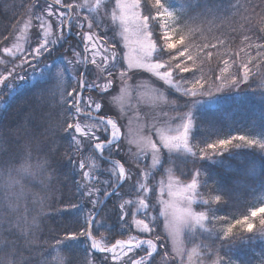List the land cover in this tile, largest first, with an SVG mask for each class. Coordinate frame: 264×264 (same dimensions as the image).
Returning a JSON list of instances; mask_svg holds the SVG:
<instances>
[{
    "label": "snow or ice",
    "instance_id": "1",
    "mask_svg": "<svg viewBox=\"0 0 264 264\" xmlns=\"http://www.w3.org/2000/svg\"><path fill=\"white\" fill-rule=\"evenodd\" d=\"M107 9L106 0H73L71 3L33 0L20 31L21 36H26L35 28L37 39L28 42L27 47L20 43L0 46V93L6 94L9 101L21 91L17 82L35 84L58 73L47 87L38 88L44 106L52 107L54 115L48 117L50 123L43 133L45 139L38 141L33 133L27 134V142L18 149L24 154L25 162L20 164L19 158L9 156L13 141L0 138V264H157L153 254L157 253L159 237L129 235L108 245L94 235L103 236L101 229L110 235L117 229L152 233L151 222L156 220L147 200L148 192L152 191L147 183L149 172H143L142 181L132 185L135 198H124V182L130 180L131 175L125 164L115 158L120 155L123 134L118 123L120 116L113 118L106 114L110 110L108 96L117 92L112 100L121 106L120 115H123V107L132 93L129 82L141 70L173 86L183 97L210 94L228 86L255 83L256 78L264 79V0L259 3L236 0L231 14L184 24L177 22L178 18L162 0H116L111 13ZM108 15L120 28L119 39L115 33L109 35L112 26H106L105 16ZM169 18L172 23L168 22ZM154 21L163 24L160 45L153 37ZM241 28L252 35L239 31ZM237 34L242 37L243 47L231 50L230 44ZM73 39L78 40L79 45H74ZM254 40L258 42L253 43ZM7 42L5 38L0 43ZM121 43L123 48L119 47ZM77 47L81 50L77 51ZM213 58L217 61L216 68L205 72ZM57 62H60L58 69ZM230 65L235 67L234 72L230 71ZM259 87H264V83ZM85 92L92 95L85 96ZM142 96L154 105L161 100L156 94ZM172 103L176 108L182 107ZM167 116L166 112L160 114L161 119ZM175 118L182 122L180 129L176 134L159 131V143L145 135H136L130 141L145 156L151 153L153 166L161 162V148L169 153H192L196 157L211 156L241 143L264 148V142L246 135H233L194 151L195 146L190 143L193 126L190 112L177 111ZM151 128L155 129L156 125L152 124ZM6 142L9 149L4 151ZM14 143L20 144V141ZM34 151H44L51 161L36 166L35 172L27 163ZM192 163L195 165V160ZM50 168L60 174L68 191L46 213L63 227L42 232L38 223L41 213L35 209L29 211L27 203H22L26 198L27 178L21 172L27 171L28 178L42 184L41 178H46ZM196 175H201L199 170ZM197 184L196 179L185 187L174 185L172 181L165 187L161 182L159 202L174 242L189 224L204 225L210 219H223L193 210L197 196L204 200L222 199L219 195L204 198L196 191ZM110 200L115 201L111 206ZM257 211L264 212V207L252 210L251 216L255 217ZM137 214L145 219H138ZM235 225H246L249 232L255 230L251 219L245 216L229 224L223 231L224 237L234 235ZM203 249L173 248L174 255L169 256L165 251L162 260L164 264L169 260L172 264H204L205 256L215 255L212 264H222L227 259L207 243ZM94 252L103 255L96 259L92 256Z\"/></svg>",
    "mask_w": 264,
    "mask_h": 264
},
{
    "label": "trees",
    "instance_id": "2",
    "mask_svg": "<svg viewBox=\"0 0 264 264\" xmlns=\"http://www.w3.org/2000/svg\"><path fill=\"white\" fill-rule=\"evenodd\" d=\"M32 2L33 0H0V42H3L5 38L8 41L7 43H0V46H10L16 42L21 33L20 29L23 22L28 19V9L31 7ZM66 2L71 3L73 0H66ZM162 2L165 6L170 3V6L172 5L176 9L177 22L184 24L192 21L201 22L205 19H211L213 16L220 17L231 14V6L236 0H162ZM241 2L243 3L244 0H241ZM255 2L259 3V0H255ZM239 23V18H237V25ZM152 24L153 37L160 45L163 42V24L160 21H154ZM30 31L32 36L28 37V41L34 42L37 39L35 28L30 29ZM239 31L252 35L243 28ZM113 33L115 32L112 29L109 35ZM204 35L207 36L208 33L205 32ZM237 37H234L233 42L230 44L231 50L243 47L242 37ZM255 42L258 41L254 40L253 43ZM72 43L79 45V41L75 39ZM119 47L123 48L121 44ZM163 59L166 60L167 56ZM216 63V58H213L209 65L205 67V72L215 69ZM59 65L60 62H57V69ZM230 71L234 72L235 67L230 65ZM147 75L146 72L141 70L133 78ZM57 76L58 73H52L35 84L32 81L17 82V88H20L21 91L11 101H9V98L5 99L1 108L0 138H3L4 141H13V150L9 152V156L13 159L19 158L20 164L24 163L25 160L24 154L19 152L18 149L27 142V134L33 133L38 141L45 139L43 133L50 123L48 117L50 114L54 115V110L52 107L44 106L45 101L39 96L38 88L47 87ZM262 83H264V79L256 78L255 83L249 81L248 84L240 86H228L219 92L210 93L209 97L206 94H200L194 96L195 98L191 96H185L184 98L183 94L181 97L177 93H169L171 104L172 101L178 102L181 99V101L183 100V108L192 112L194 124L190 139L191 144L195 146L194 150L203 148L204 144L211 143L232 133L249 132L264 136V87H259ZM88 94L92 95V93L85 92V96ZM107 99L110 110L106 114L116 116L117 112L109 101L110 96ZM122 139L123 144L120 155L115 158L120 159L125 164L131 175V179L124 182V192L126 193L124 198H135L136 192L132 189V185L142 181L143 172H149L147 183L152 191L148 192L147 200L151 215L155 216L156 220L151 222L154 232L147 233V235L152 238H160L156 241L159 249L154 254L157 264H164L162 257L165 251L168 254L170 253V247L168 236L164 231L160 206L157 203V196L153 189V180L155 176H163L171 166L172 170L184 180L196 176V171L199 170L201 173L199 176L201 181L200 190L206 195L209 194V196L219 195L222 197L220 201L209 200V213L223 218L219 221L211 219V223L214 228L218 229L213 241L219 246V255L227 258L225 261L233 260L238 264H254L255 260L257 261L260 257L264 258V232L260 235L254 231H244V233L241 231L238 236L226 238L219 231L222 225L225 224L224 222L248 214L251 207L261 201L264 195V148L259 146L229 147L227 150L213 153L211 156L196 157L191 154L186 158L182 157V159L177 157L173 162L169 160V153L163 150L161 166L152 171L149 168L148 159L139 158L137 152L132 149L131 154H129L130 148L123 137ZM15 141H20V144H15ZM8 149L9 144L6 142L2 150L7 151ZM3 158L7 159L8 157ZM193 160L196 162L195 165L192 163ZM50 162L44 151L32 152L30 159L27 160V163L33 166L31 169L33 172H35L36 166ZM17 167H19V164ZM21 175L27 178L26 198L22 203H27L29 211L35 209L41 213L38 220L41 231L47 232L57 229L58 226L63 227V224L58 225L57 221L46 215L51 210V206L57 200L63 199L68 191L60 174L54 168L48 169L46 178H41L43 179L42 184L28 178L29 173L27 171H22ZM112 202L115 201L110 200L109 206ZM133 231L140 234L138 230ZM101 233L105 236L106 241L110 243H114L128 235V232L120 229H117L111 235L104 229H101ZM94 235L98 238L103 237L99 233H94ZM142 235L146 236V234ZM102 255L92 253L93 258L96 259H99ZM80 259L83 260V255Z\"/></svg>",
    "mask_w": 264,
    "mask_h": 264
},
{
    "label": "rangeland",
    "instance_id": "3",
    "mask_svg": "<svg viewBox=\"0 0 264 264\" xmlns=\"http://www.w3.org/2000/svg\"><path fill=\"white\" fill-rule=\"evenodd\" d=\"M80 2V1H78ZM106 3L108 4V9L107 11L111 13V11L115 8L116 5V0H106ZM168 8L169 11L174 13V16L177 17V12L176 9L171 5L170 3L165 6ZM105 21H106V26L108 24H111L112 29L114 30L117 38L119 39V32L120 28L117 26V23L111 20V16H105ZM169 23H172L173 20L172 18H169ZM55 28V25H53ZM31 31L29 30L26 36H21V33L19 34L18 38L16 39L15 43H20L24 44L25 47H27L28 37L32 36ZM121 46L124 47L123 43H121ZM80 47H77V51H80ZM126 50V49H125ZM146 72V71H144ZM148 75L147 76H140L138 78H133L129 83L130 87L132 89L131 97L129 100L125 103L123 107V115H120L121 113V106L116 103L115 101L112 100V96L116 95L117 92H114L110 95V103L111 105L115 108V111L117 112L116 116H112L113 118H117L120 116L118 123L121 125V132H122V137L124 138V141L127 143L130 149H132L134 152H137L139 158L142 157L145 159H148L149 163V168L153 171L156 170L157 167L161 166L162 159H163V149L161 148V152L159 155V160L161 161L159 164L153 166L152 165V160H151V153H149L147 156L133 143L130 141L136 136V135H145V136H151V138L159 143V131H164L165 133L168 134H176V130L180 129L181 126V121L179 119H176V112L177 111H187L190 112L191 118H192V112L189 111L188 109L183 108V100L179 99L178 102H175V105H180L182 107L176 108L174 107L173 103L171 104L170 98H169V93L174 92L179 94V96L182 97V93L178 92L173 86L168 85L164 81L160 80L158 77L154 76L151 73L146 72ZM7 92V89H4V93ZM156 94L161 97V100L158 105H154L150 103L147 99H145L142 94ZM85 95V93H84ZM89 95V94H88ZM208 97L210 94H206ZM0 111L1 108L4 105L5 99H8V96L6 94L0 93ZM87 96V95H86ZM194 97V96H191ZM185 98V97H184ZM195 98V97H194ZM188 99V98H187ZM209 100V99H208ZM173 102V101H172ZM162 112H166L168 114L167 118H160V114ZM193 124H194V119ZM155 124L156 128L153 129L151 128V125ZM145 125H148V127H145ZM193 128V126H192ZM190 130V136L192 129ZM233 135H246L250 138L256 139L258 141L264 142V136L261 134H252V133H245V132H237V133H232L228 134L225 137L219 138V139H224L228 138ZM217 140V139H216ZM191 143V139H190ZM192 145V144H191ZM237 146H259L258 144L254 145H248L246 143H241L238 145H233L231 147H237ZM260 147V146H259ZM168 152V150H166ZM195 151V150H194ZM169 153V152H168ZM192 153L188 152H172L169 153L170 156V161H174L175 158L179 157L182 159V157L186 158ZM143 160V161H144ZM174 167V166H173ZM193 179H196L198 184H197V192L202 195L204 198H209V194L206 195V193L202 192L200 190V184L201 181L199 179V176H194L190 179L184 180L181 178L176 172L172 170V166L167 169L164 173L163 176H155L153 180V189L155 190V194L157 196V203L160 206V214L162 215L163 212V205L159 202L160 201V187H161V182H163V185L166 187L169 181H172L174 185H178L179 187H185L188 184L192 182ZM156 186V187H155ZM167 195H165V199H167ZM214 201V200H212ZM209 200H204L200 199V196H197L192 207L193 210L196 212L199 211H205L209 214L210 217H216L213 215H210L209 211ZM261 207H264V195L261 198V201L255 204L254 206L251 207L250 212L248 214L242 215L240 217L230 219L227 222H224L225 224L222 225V228L219 229L220 232H222L224 229L228 227L229 224H235V221L238 219H243L245 216H248L249 219H251L252 223L255 225V230H253L256 233H259L260 235L263 234L264 229H262L260 221L264 219V212L257 211V215L255 217L251 216V212L254 209H259ZM163 217V226H164V231L166 236H168L169 240V247H170V253L169 256L174 255L173 248H176L178 250L184 251V250H191L193 247H198L199 250L203 251V245L204 243H207L210 248H214L218 251L219 254V246L216 245L215 239L216 232L218 229L214 228L211 223V219L209 221H206L204 225H192L189 224L185 226L183 229V234L179 237L175 238V242L173 240V237L170 235L168 228L166 227V220L165 217ZM138 219H145V217L141 214H137ZM244 233L246 230V225H235L233 228V236H238L240 233ZM129 235H141V238H144L148 236L146 234H138L136 232L129 231L128 235L125 236L124 238L127 239ZM98 240L101 241L102 244H114L107 242L105 239V236L98 238ZM158 247V245H157ZM159 249V247H158ZM157 249V251H158ZM215 259V255L211 256H205L204 257V264H212V261ZM194 261H197V258L194 257ZM162 264V263H161ZM167 264H172V261H168ZM222 264H238L236 261H223ZM254 264H264V258L260 257L257 261L255 260Z\"/></svg>",
    "mask_w": 264,
    "mask_h": 264
},
{
    "label": "clouds",
    "instance_id": "4",
    "mask_svg": "<svg viewBox=\"0 0 264 264\" xmlns=\"http://www.w3.org/2000/svg\"><path fill=\"white\" fill-rule=\"evenodd\" d=\"M260 224H261L262 229H264V219H262V220L260 221Z\"/></svg>",
    "mask_w": 264,
    "mask_h": 264
},
{
    "label": "water",
    "instance_id": "5",
    "mask_svg": "<svg viewBox=\"0 0 264 264\" xmlns=\"http://www.w3.org/2000/svg\"><path fill=\"white\" fill-rule=\"evenodd\" d=\"M146 238H149V237H146ZM120 240H122V239H120ZM158 248V247H157Z\"/></svg>",
    "mask_w": 264,
    "mask_h": 264
}]
</instances>
